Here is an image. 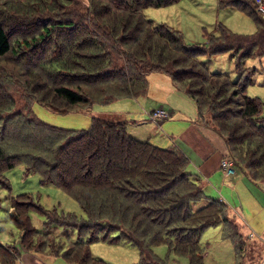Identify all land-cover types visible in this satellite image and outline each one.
Segmentation results:
<instances>
[{"label": "trees", "instance_id": "trees-1", "mask_svg": "<svg viewBox=\"0 0 264 264\" xmlns=\"http://www.w3.org/2000/svg\"><path fill=\"white\" fill-rule=\"evenodd\" d=\"M84 1L0 0V186L9 189L5 173L24 165L85 216L45 211L27 195L12 198L7 216L20 231L21 247L38 254L36 239L46 237L34 228L33 212L46 219L48 236L52 226L77 229L65 250L49 253L68 264H106L90 253L100 233L103 241L134 246L138 264H171L170 255L204 264L202 233L221 226L235 264H245L240 226L223 201L204 194L179 148L138 141L122 120L94 117L84 130L56 128L39 120L32 105L58 114L88 112L96 104L145 97L148 77L164 75L193 102L197 123L224 140L237 171L264 187V103L246 94L256 67L244 68L264 61V16L254 0H218L220 8L245 13L255 34L235 35L218 24L206 44H186L179 31L144 16L179 0ZM225 53L236 59L235 80L210 73L200 61ZM158 247L167 248L164 258L153 252ZM18 254L15 244L0 245V264H15Z\"/></svg>", "mask_w": 264, "mask_h": 264}, {"label": "rangeland", "instance_id": "rangeland-1", "mask_svg": "<svg viewBox=\"0 0 264 264\" xmlns=\"http://www.w3.org/2000/svg\"><path fill=\"white\" fill-rule=\"evenodd\" d=\"M79 1L83 5L86 4L84 0ZM144 16L156 24H164L179 31L186 44H206V35L213 31L216 24L225 26L235 35L248 36L256 32L254 22L245 13L236 8H220L218 0H179L167 7L148 8L144 11ZM8 32L12 33L9 30ZM200 61L204 63L210 73H222L230 76L232 80L238 78L235 71L236 59L232 57V53L220 54L212 58L201 57ZM252 62H245L244 68H248ZM255 67L256 72L252 78L253 84L246 88V94L251 98H258L264 103V61L261 64L255 62L254 65H251V68ZM245 72L248 71L245 70ZM160 78L158 76L149 77L150 94L153 98L159 91L158 87L165 89ZM153 79L157 81H153ZM160 98L157 97V99ZM166 104L174 107L176 109L174 112L179 111V114L172 120L164 121L160 126L155 124V121L150 120L151 112L160 108H155L154 100L149 97L123 99L109 105L96 104L88 112L72 111L67 114H58L37 103L32 105V110L42 122L64 130L87 129L94 117L128 121L127 130L132 138H138L139 141L143 142L150 141L152 144L163 148L172 146L178 148L181 146L177 139L188 121L197 115L196 108L186 95L179 93H174L166 101ZM227 156L230 154L228 153L224 158ZM190 165L193 166L192 163ZM189 169L190 167H188V171ZM233 171L235 175L228 181H226L222 171L213 175L209 185L211 192L208 185L202 190L206 196L223 201L227 206L228 217L234 219L242 228L245 227L246 234L249 236L245 239L244 263L264 264L263 186L259 182L249 181L241 173L237 174L234 168ZM4 177L9 189L0 186V245H20V243L18 244L20 231L8 219L7 211L10 200L21 195L29 196L45 211L56 210L59 215L71 213L79 219L85 218L75 201L53 185L43 184L38 175L28 174L24 165L16 166L7 171ZM234 184L236 185V188L233 189L235 195L232 194L231 188ZM221 190L224 191L225 196ZM250 197H253V203L248 202L247 198ZM30 218L38 232L46 233L44 234L45 239L42 238L43 241L36 239L39 244V259L43 264H67L61 255L56 257L49 253L52 250H58L60 247L65 250L71 241L78 238L77 229L52 226L48 236L44 226L46 219L41 214L33 212L30 213ZM221 231L222 227L217 226L208 228L202 233L200 247L204 250V264H235L236 255L233 245L230 240L222 237ZM103 236L100 233L97 236L98 240L90 245V253L94 258L103 260L106 264H138L139 256L134 246L122 241L111 244L108 242L110 239L103 241ZM117 236V234H111L109 237L116 238ZM22 250L25 249L22 247ZM153 252L160 258H164L168 250L166 247H158ZM169 262L171 264H188L186 259H180L173 255L169 256Z\"/></svg>", "mask_w": 264, "mask_h": 264}, {"label": "crops", "instance_id": "crops-1", "mask_svg": "<svg viewBox=\"0 0 264 264\" xmlns=\"http://www.w3.org/2000/svg\"><path fill=\"white\" fill-rule=\"evenodd\" d=\"M261 2L264 6V0H261ZM217 25L218 24H216L213 27V31ZM254 64L255 62H252L251 65H254ZM251 65H249L248 67H251ZM153 76L161 77L160 79L165 89L162 87H158L159 91L157 94H155V97L153 98V96L150 94L151 88H148V94L145 97L146 98L149 97L150 99L154 100L156 104L155 108L166 110L167 113L170 114V118L168 120H172L173 118L178 117L179 111H176L175 113L174 111L176 109L172 107L170 104H166V101L172 95H174V93H179V92L175 91L168 77L161 75V74H157V73L151 74L149 77L153 78ZM149 77H148V80H149ZM154 80L157 81L156 79H153V81ZM149 86H150V83H149ZM157 97H161V98L157 99ZM163 122H158L155 124L160 126L162 125ZM183 130H182L181 135L177 139V141H179L178 144L181 146L178 148L188 157L190 164L192 163L193 166L190 165L189 171L196 173L200 177L199 181L202 184L203 189L206 188L207 185L208 186L210 185V182H211L210 178L213 175L219 173L220 171L223 172L226 181H228L229 179L232 178V176L235 175V172L231 175H227L225 171L223 170V168L221 167L222 160L228 154V148L224 140L214 130L204 125L198 124L197 115H195L193 119H190L188 121L187 125L185 126ZM136 140L139 141L138 138ZM234 169H236L237 171L236 166L234 167ZM238 173H241V172L237 171V174ZM209 188L211 192V187L209 186ZM231 188H232V194L235 195V192L233 191V189L236 188V185L234 184ZM262 189L264 190V187ZM221 193L223 194V196H225L223 190H221ZM247 199H248V202H251V203L254 202L253 197H250ZM240 229H241L242 234L247 238L249 234L248 235L246 234L245 227L242 228L240 226ZM250 237H252V235H250ZM122 242H125V241H122ZM19 243L20 242H18V244ZM16 249L19 254H18V259L16 260L15 264H43V262L39 259L40 256L38 254L22 250L21 245H17Z\"/></svg>", "mask_w": 264, "mask_h": 264}, {"label": "built area", "instance_id": "built-area-1", "mask_svg": "<svg viewBox=\"0 0 264 264\" xmlns=\"http://www.w3.org/2000/svg\"><path fill=\"white\" fill-rule=\"evenodd\" d=\"M255 4L257 7V11L264 16V6L261 0H255ZM169 118H170V114L163 109L155 110L150 114V120L155 121L156 123L166 121ZM234 166H235V162L230 158H224L221 162V167L223 168V170L227 175H231L234 173L233 171Z\"/></svg>", "mask_w": 264, "mask_h": 264}]
</instances>
